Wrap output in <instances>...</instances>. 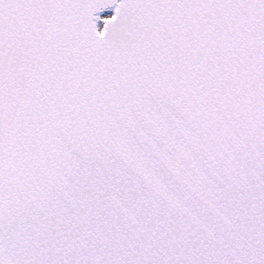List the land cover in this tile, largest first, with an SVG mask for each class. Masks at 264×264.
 <instances>
[{
	"label": "snow or ice",
	"instance_id": "obj_1",
	"mask_svg": "<svg viewBox=\"0 0 264 264\" xmlns=\"http://www.w3.org/2000/svg\"><path fill=\"white\" fill-rule=\"evenodd\" d=\"M0 264H264V0H0Z\"/></svg>",
	"mask_w": 264,
	"mask_h": 264
}]
</instances>
